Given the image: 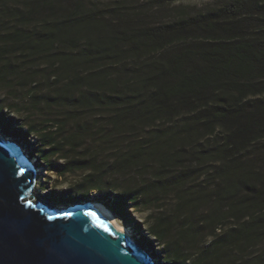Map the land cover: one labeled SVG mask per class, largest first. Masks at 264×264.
<instances>
[{
	"label": "trees",
	"instance_id": "obj_1",
	"mask_svg": "<svg viewBox=\"0 0 264 264\" xmlns=\"http://www.w3.org/2000/svg\"><path fill=\"white\" fill-rule=\"evenodd\" d=\"M92 5L0 0L1 132L79 177L61 201L145 240L140 214L164 264H264V0L153 25Z\"/></svg>",
	"mask_w": 264,
	"mask_h": 264
},
{
	"label": "water",
	"instance_id": "obj_2",
	"mask_svg": "<svg viewBox=\"0 0 264 264\" xmlns=\"http://www.w3.org/2000/svg\"><path fill=\"white\" fill-rule=\"evenodd\" d=\"M36 178L29 156L0 136V264H159L88 202L59 209L34 201Z\"/></svg>",
	"mask_w": 264,
	"mask_h": 264
},
{
	"label": "rangeland",
	"instance_id": "obj_3",
	"mask_svg": "<svg viewBox=\"0 0 264 264\" xmlns=\"http://www.w3.org/2000/svg\"><path fill=\"white\" fill-rule=\"evenodd\" d=\"M94 5L93 8L97 10L98 14L109 18L110 14L116 10H123L124 14H130L134 20H139L142 24L153 25L156 23H168L174 21L178 16V9H188V11H198L203 10L204 8H210L215 6L219 0H91ZM120 14V13H119ZM112 15V14H111ZM181 47L180 44H174L170 46L168 49H165L162 55H167L168 53L173 54V52H178ZM3 96L0 93V99ZM9 103H12L8 100ZM7 112V111H5ZM13 115V114H11ZM15 116V115H14ZM9 117V116H8ZM16 117V116H15ZM11 118V117H10ZM26 131V129H24ZM0 134L3 138L9 139L10 141L16 143L19 147L22 148L25 154L29 156V154L33 153L34 150L38 147L37 142H35V138L26 137H11L7 136L1 132ZM33 145V146H31ZM30 158V157H29ZM33 165H37V170L39 171L35 189L33 192L34 201L40 202L42 204L51 205L56 208H69L80 204L83 201H61L63 200L64 194L69 190L72 182L75 179H79V177H68V178H60L57 173L49 170L48 162L45 163L38 156L33 153V157H31ZM34 161V162H33ZM54 166H59L61 161H57L56 159L51 160ZM91 198H94L96 194H91ZM85 202H94V200H88ZM108 209V208H107ZM113 214V213H112ZM130 219H133L137 223L142 225V233L145 236L144 238L141 236V233H137L133 231L132 228H128L132 238L136 242L138 246L143 248L144 250H148L147 253L153 257L156 263L164 264L162 261L163 253L161 248L157 245L155 239L151 237L146 231L144 227L142 216L136 212H129ZM116 222L125 226L122 220L115 214H113ZM132 224V223H131ZM150 252V253H149Z\"/></svg>",
	"mask_w": 264,
	"mask_h": 264
},
{
	"label": "bare ground",
	"instance_id": "obj_4",
	"mask_svg": "<svg viewBox=\"0 0 264 264\" xmlns=\"http://www.w3.org/2000/svg\"><path fill=\"white\" fill-rule=\"evenodd\" d=\"M1 136V134H0ZM9 139H7L8 141ZM34 162V161H33ZM31 164L33 165V163L31 162ZM36 171V177H38L39 171L37 169H35ZM37 179V178H36ZM88 204V206L104 221H106L107 223H109L117 236H121L123 237L127 242H129L131 245H134L135 247L141 249L145 254H148L146 250H144L143 248H141L140 246H138L136 244V242L134 241V239L131 236V233L129 231V229L125 226H121L119 225L112 212L110 210H108L103 204L99 203V202H88L86 203ZM60 209V208H59ZM149 255V254H148ZM150 256V255H149Z\"/></svg>",
	"mask_w": 264,
	"mask_h": 264
},
{
	"label": "clouds",
	"instance_id": "obj_5",
	"mask_svg": "<svg viewBox=\"0 0 264 264\" xmlns=\"http://www.w3.org/2000/svg\"><path fill=\"white\" fill-rule=\"evenodd\" d=\"M148 251V250H147ZM150 253V252H149ZM150 256H151V254H150Z\"/></svg>",
	"mask_w": 264,
	"mask_h": 264
}]
</instances>
